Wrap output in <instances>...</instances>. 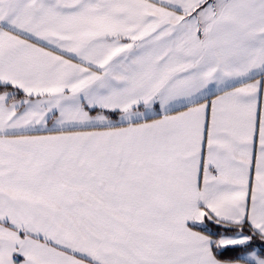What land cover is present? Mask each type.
Listing matches in <instances>:
<instances>
[{
    "label": "snow or ice",
    "instance_id": "snow-or-ice-1",
    "mask_svg": "<svg viewBox=\"0 0 264 264\" xmlns=\"http://www.w3.org/2000/svg\"><path fill=\"white\" fill-rule=\"evenodd\" d=\"M0 264H264V0H0Z\"/></svg>",
    "mask_w": 264,
    "mask_h": 264
}]
</instances>
